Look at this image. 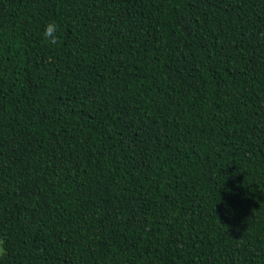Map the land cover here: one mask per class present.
<instances>
[{
    "label": "trees",
    "instance_id": "1",
    "mask_svg": "<svg viewBox=\"0 0 264 264\" xmlns=\"http://www.w3.org/2000/svg\"><path fill=\"white\" fill-rule=\"evenodd\" d=\"M0 240L264 264V0H0Z\"/></svg>",
    "mask_w": 264,
    "mask_h": 264
},
{
    "label": "clouds",
    "instance_id": "2",
    "mask_svg": "<svg viewBox=\"0 0 264 264\" xmlns=\"http://www.w3.org/2000/svg\"><path fill=\"white\" fill-rule=\"evenodd\" d=\"M44 36L50 41H55L57 39L55 23L50 22L47 24L44 30Z\"/></svg>",
    "mask_w": 264,
    "mask_h": 264
},
{
    "label": "rangeland",
    "instance_id": "3",
    "mask_svg": "<svg viewBox=\"0 0 264 264\" xmlns=\"http://www.w3.org/2000/svg\"><path fill=\"white\" fill-rule=\"evenodd\" d=\"M3 253V241L0 240V256L2 255Z\"/></svg>",
    "mask_w": 264,
    "mask_h": 264
}]
</instances>
